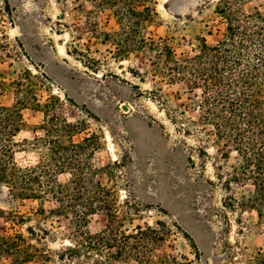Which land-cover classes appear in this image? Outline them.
I'll use <instances>...</instances> for the list:
<instances>
[{
	"label": "rangeland",
	"instance_id": "1",
	"mask_svg": "<svg viewBox=\"0 0 264 264\" xmlns=\"http://www.w3.org/2000/svg\"><path fill=\"white\" fill-rule=\"evenodd\" d=\"M111 1L8 0L7 7L0 0L3 28L17 52L0 62V79L8 82L25 69L45 74L49 81L39 94L42 101L48 92L60 98L61 114L79 127L73 141L98 137L92 158L99 169L95 179L115 191L122 211H130L121 229L151 226L164 234L149 253L154 264H264V221L249 201L254 188L242 178L241 157L217 142L212 126L199 120L198 99L182 84L156 85L149 76L144 81L132 76L135 69L145 68L135 53L125 60L114 58V43L107 39L118 28ZM218 2L136 0L133 6L155 9V21L147 23L144 35L167 38L181 58L194 54L202 38L214 44L221 37L226 24L216 12ZM239 2L244 12L264 16V0ZM0 103H12V95L1 94ZM22 113L26 127L16 137L19 142L41 134L44 118L31 108ZM23 148H16L15 161L35 164L37 152ZM68 177L63 173L59 180ZM53 208L52 201L14 199L0 186V232H19L48 248V257L24 264H97L103 257L95 253L59 258L70 245L75 224L70 216L51 212ZM106 224L105 213L99 212L90 216L87 229L96 233Z\"/></svg>",
	"mask_w": 264,
	"mask_h": 264
},
{
	"label": "trees",
	"instance_id": "2",
	"mask_svg": "<svg viewBox=\"0 0 264 264\" xmlns=\"http://www.w3.org/2000/svg\"><path fill=\"white\" fill-rule=\"evenodd\" d=\"M134 1L110 2L118 24L107 34L115 46L114 58L140 55L145 68L135 69L132 76L141 81L149 76L156 85L182 84L198 99L199 120L212 126L217 142L241 157L242 178L250 180L254 188L249 201L264 221V16L259 11L244 12L239 0H219L216 12L226 24L221 37L214 44L202 38L194 54L179 58L167 38L144 35L143 30L155 21L157 12L150 6L139 10L133 6ZM4 3L9 7L8 0ZM3 23L0 16V62L17 55ZM18 46L22 48L19 42ZM45 81H49L45 74H33L28 69L8 82L0 79V95H12V103H0V186L6 187L14 199L52 201L55 208L51 212L73 219L75 229L70 245L59 254L61 260L89 258L95 253L103 257L97 264L128 259L154 264L149 253L163 241L164 234L151 226H137L134 232L121 229L130 211H122L115 191L95 179L99 169L92 158L99 146L98 137L92 134L80 142L73 141L79 127L63 117L58 96L48 92L42 101L39 91L46 87ZM26 108L43 113L38 127L42 133L19 142L16 137L26 127L22 113ZM19 146L26 148L23 151L37 152L35 164L15 161ZM63 173L69 175L66 182L59 180ZM99 212L105 213L107 224L92 233L87 229L89 219ZM11 215L24 220L18 214ZM183 235L197 249L193 238L187 232ZM109 249L115 252H107ZM48 251L22 233L0 232V264H24L36 257H48Z\"/></svg>",
	"mask_w": 264,
	"mask_h": 264
}]
</instances>
